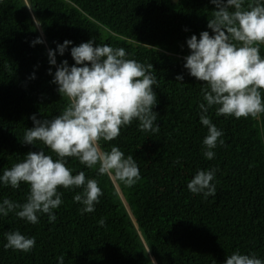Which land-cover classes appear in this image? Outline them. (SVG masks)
<instances>
[{"label": "trees", "instance_id": "trees-1", "mask_svg": "<svg viewBox=\"0 0 264 264\" xmlns=\"http://www.w3.org/2000/svg\"><path fill=\"white\" fill-rule=\"evenodd\" d=\"M26 2L36 7L41 28L34 27ZM214 10L209 0H0V174L29 151L43 148L55 158L42 142L24 144L23 137L33 127L32 114L50 119L68 103L51 83L48 70L54 74L56 67L47 55L65 40L73 45L63 56L57 53L58 65H73L71 47L89 39L151 63L160 125L154 134L133 121L115 140L101 141L105 150L116 145L136 160L141 179L131 187L98 175V166L88 169L67 158L68 167L98 181L103 195L95 211L81 214L82 205L73 199L81 189L60 188L64 202L54 210V223L47 214L37 224L14 213L0 217V264H57L61 255L64 264H224L237 249L264 259V114L237 119L210 109L224 145L218 143L215 158L206 159L207 128L199 119L205 82L183 67L190 54L186 40L211 34L207 24ZM37 37L44 43L30 46ZM209 169H217V194L205 199L187 184L198 170ZM28 192L24 183L18 189L0 186V200L23 203ZM16 230L35 237L31 252L4 248V234Z\"/></svg>", "mask_w": 264, "mask_h": 264}, {"label": "clouds", "instance_id": "clouds-1", "mask_svg": "<svg viewBox=\"0 0 264 264\" xmlns=\"http://www.w3.org/2000/svg\"><path fill=\"white\" fill-rule=\"evenodd\" d=\"M209 2L216 9L208 19L211 34L202 31L199 39L192 35L186 40L190 54L183 58V67L188 75L205 82L199 119L207 128L203 155L212 160L218 143L224 145L221 139L224 133L209 117L210 109L215 106L217 116L237 119L264 114V57L261 56L264 0ZM24 6L32 14L34 27L41 28V21L34 14L36 7L27 2ZM43 43L37 37L30 46ZM71 45L73 41L65 40L47 53L49 64L56 67L54 74L51 67L48 70L53 76L51 83L57 85L56 91L68 103L59 115L50 119H38L37 114H32L33 127L27 128L23 137L24 144L42 142L55 153V158L41 148L39 152L29 151L23 160L3 170L0 186L18 189L24 183L29 186V192L23 203L9 198L0 200V217L14 213L28 223L37 224L40 216L47 214L48 222L54 223L57 220L54 210L64 202L60 188L81 189L74 195V202L82 205V215L94 212L103 191L96 179L86 178L84 171L76 172L67 166L70 157L77 158L88 169L98 166V175L114 177L129 187L141 179L132 155L126 156L116 145L105 150L101 141L115 140L121 129L133 121L139 122L142 132H159L158 113L153 110L158 102L153 86L159 87V83L153 65L128 58L122 47L96 44L94 39L71 47L73 65L69 66L67 60L58 65L57 53L63 56ZM35 78L33 73L30 79ZM176 80L183 81L184 76L177 75ZM216 171L198 170L188 182V190L194 195L203 194L205 199L215 197ZM99 224L103 227L105 220L101 219ZM4 237L6 250L29 253L36 246L35 237L19 230L6 232ZM57 264H64L63 255ZM224 264H264V259L237 249L227 256Z\"/></svg>", "mask_w": 264, "mask_h": 264}]
</instances>
